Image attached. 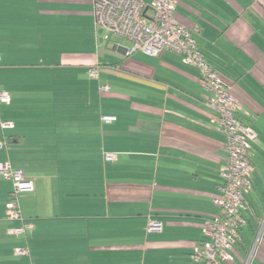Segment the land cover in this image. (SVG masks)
Segmentation results:
<instances>
[{
  "label": "crops",
  "instance_id": "obj_1",
  "mask_svg": "<svg viewBox=\"0 0 264 264\" xmlns=\"http://www.w3.org/2000/svg\"><path fill=\"white\" fill-rule=\"evenodd\" d=\"M174 16L257 134L235 261L223 264H264V0H177ZM130 48L95 28L92 0H0V123H13L0 127V162L33 183L22 221L9 220L0 176V264H199L192 251L219 212L218 114L179 54Z\"/></svg>",
  "mask_w": 264,
  "mask_h": 264
},
{
  "label": "built area",
  "instance_id": "obj_2",
  "mask_svg": "<svg viewBox=\"0 0 264 264\" xmlns=\"http://www.w3.org/2000/svg\"><path fill=\"white\" fill-rule=\"evenodd\" d=\"M92 4L95 28L127 38L131 42L128 53L140 51L149 56H158L170 51L179 54L184 64L198 70L200 87L208 93L206 104L218 114V127L225 138V154L219 170L222 183L218 194L213 198L219 212L206 221L202 229L206 239L195 245L191 260L199 264L234 263L233 249L240 238V227L244 224V195L251 188V147L257 140L253 127L241 121L237 115L242 110L241 103L224 84L216 67L198 49L191 32L175 18L177 0H92ZM88 74L90 77H97L98 69L92 67ZM100 89L105 91L108 86L102 85ZM9 99L8 93L0 91V102ZM114 119V116L102 117L104 122ZM0 127L3 130L12 128L13 123L4 120ZM3 144L0 139V148ZM115 158V153L105 155V160L108 161ZM0 176L10 181L12 187L6 204L7 218L22 221L18 197L32 191L33 183L21 169L13 168L8 161L0 162ZM263 225L264 221L258 236ZM26 228L29 225L22 224L11 231L14 234H24ZM161 229V222L149 220L147 231ZM256 243L249 258L256 250ZM26 252L27 249L23 246L15 249L16 255H24Z\"/></svg>",
  "mask_w": 264,
  "mask_h": 264
},
{
  "label": "trees",
  "instance_id": "obj_3",
  "mask_svg": "<svg viewBox=\"0 0 264 264\" xmlns=\"http://www.w3.org/2000/svg\"><path fill=\"white\" fill-rule=\"evenodd\" d=\"M220 177H221V176H220ZM221 180H222V179H221ZM221 183H222V182H221ZM246 194H247V193H246ZM246 194H245V195H246ZM245 195H244V199H245ZM241 228H242V226L240 227V230H241ZM240 230H239V232H240Z\"/></svg>",
  "mask_w": 264,
  "mask_h": 264
}]
</instances>
